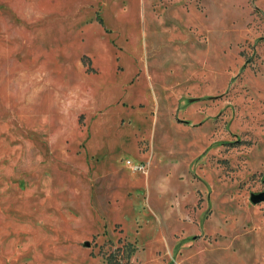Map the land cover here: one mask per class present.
<instances>
[{"label": "rangeland", "instance_id": "rangeland-1", "mask_svg": "<svg viewBox=\"0 0 264 264\" xmlns=\"http://www.w3.org/2000/svg\"><path fill=\"white\" fill-rule=\"evenodd\" d=\"M262 192L264 0H0V264H264Z\"/></svg>", "mask_w": 264, "mask_h": 264}, {"label": "water", "instance_id": "water-1", "mask_svg": "<svg viewBox=\"0 0 264 264\" xmlns=\"http://www.w3.org/2000/svg\"><path fill=\"white\" fill-rule=\"evenodd\" d=\"M251 201L253 203H260V202L264 201V192L252 195Z\"/></svg>", "mask_w": 264, "mask_h": 264}, {"label": "crops", "instance_id": "crops-1", "mask_svg": "<svg viewBox=\"0 0 264 264\" xmlns=\"http://www.w3.org/2000/svg\"><path fill=\"white\" fill-rule=\"evenodd\" d=\"M62 103H64V102H62ZM65 104V103H64Z\"/></svg>", "mask_w": 264, "mask_h": 264}]
</instances>
